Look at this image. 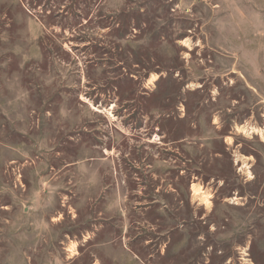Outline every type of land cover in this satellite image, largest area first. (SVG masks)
I'll return each mask as SVG.
<instances>
[{"label": "rangeland", "instance_id": "rangeland-1", "mask_svg": "<svg viewBox=\"0 0 264 264\" xmlns=\"http://www.w3.org/2000/svg\"><path fill=\"white\" fill-rule=\"evenodd\" d=\"M0 264H264V0H0Z\"/></svg>", "mask_w": 264, "mask_h": 264}, {"label": "bare ground", "instance_id": "bare-ground-1", "mask_svg": "<svg viewBox=\"0 0 264 264\" xmlns=\"http://www.w3.org/2000/svg\"><path fill=\"white\" fill-rule=\"evenodd\" d=\"M98 111V110H97Z\"/></svg>", "mask_w": 264, "mask_h": 264}]
</instances>
